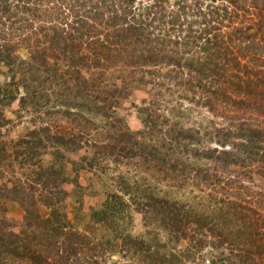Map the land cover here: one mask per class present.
Segmentation results:
<instances>
[{
  "label": "trees",
  "instance_id": "1",
  "mask_svg": "<svg viewBox=\"0 0 264 264\" xmlns=\"http://www.w3.org/2000/svg\"><path fill=\"white\" fill-rule=\"evenodd\" d=\"M0 74V264H264V0H0Z\"/></svg>",
  "mask_w": 264,
  "mask_h": 264
},
{
  "label": "rangeland",
  "instance_id": "2",
  "mask_svg": "<svg viewBox=\"0 0 264 264\" xmlns=\"http://www.w3.org/2000/svg\"><path fill=\"white\" fill-rule=\"evenodd\" d=\"M21 54L23 56L27 55V52L25 50H21ZM3 76L0 74V79H2ZM18 108V101L13 102L10 106L6 108V115L9 118H12L16 120V109ZM129 123L132 128L136 129L140 126V121L137 117L136 112L130 113L128 116ZM200 120V119H199ZM17 121V120H16ZM15 121V122H16ZM30 125L29 123V116L23 118V122L19 124L17 127H15L13 130L10 132V137L13 136H18L19 134H22ZM191 161L190 163H192ZM194 165H200V163L193 162ZM122 173H125V168H122ZM162 170V171H161ZM70 169H67V172L69 173L70 176H73V174L70 173ZM127 176L129 177V181L132 183H136V186L134 188V191H142L140 194L141 198H144V201L147 202L148 204L151 205V207H154V214H150L148 219H146V223L148 225H145V220L143 218V214L140 212H134L132 217H131V225L129 227H133V232L135 235H147L151 236L150 232L155 231V227H158L159 230L163 233V193L167 191L168 195H174L176 197H182L185 195V192L189 193L191 190L190 187L193 186H187V187H174L170 186L169 182L166 179H163V166L157 168L156 171L154 170H147L144 167H133L130 166L128 169H126ZM91 174L90 173H83L84 180L82 181V184L86 189L84 190L85 195H83L82 202L85 205L86 211H83L86 215V213H90L89 207L92 206H97L101 202L100 199V194L96 193V189L94 188V180L93 177L89 179L87 182L85 178L89 177ZM67 188L71 191L74 189L76 192H79V188H76L73 184H68ZM185 189V192H184ZM74 191V192H75ZM150 192H153V194ZM138 196V195H137ZM76 201V196L73 194L68 198V203L70 206V209H73V206ZM154 205V206H153ZM8 211H9V216L11 219L14 221L18 222L22 218V207L16 203V202H9L8 203ZM41 214H46L48 213V209L45 207H41L40 210ZM86 216L81 217L78 219L77 225L83 226V224L86 222ZM158 231V230H157ZM117 258V255L116 257Z\"/></svg>",
  "mask_w": 264,
  "mask_h": 264
}]
</instances>
